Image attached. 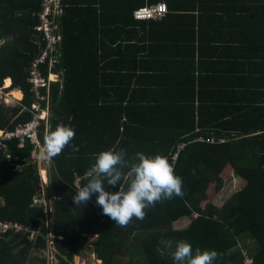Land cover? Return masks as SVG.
<instances>
[{
  "label": "trees",
  "instance_id": "trees-1",
  "mask_svg": "<svg viewBox=\"0 0 264 264\" xmlns=\"http://www.w3.org/2000/svg\"><path fill=\"white\" fill-rule=\"evenodd\" d=\"M160 2L168 6L164 18L133 19L136 9ZM61 4L54 69L62 80L50 83L48 120L37 132L42 144L43 130L70 123L71 143L79 148L74 152L70 145L50 160L56 264H72L81 255L82 234L96 235L94 253L101 264H138L140 258L141 264H174L161 243L168 239L216 250L221 258L215 264H245L247 257L251 264H264V83L260 87V79L251 78L264 74V0ZM40 11L41 0H0V86L11 78V88L21 91V104L28 107L0 104V129L31 117L26 77L44 46L34 30ZM168 60L177 64L176 73L163 72ZM117 142L129 158L140 151L161 153L170 163L184 143L174 163L183 197L156 203L143 220L126 227L102 214L96 194L74 209V179L95 162L94 153ZM31 147L29 141L18 147L11 140L0 150V219L40 235L32 243L23 232L4 233L0 264H44L40 251L48 231L40 222L46 219L42 206L33 204L36 177L31 170L12 173L15 157L25 161ZM229 174L244 185L217 208L211 200ZM105 189L118 191L119 184ZM183 217L190 218L187 227L174 229Z\"/></svg>",
  "mask_w": 264,
  "mask_h": 264
},
{
  "label": "clouds",
  "instance_id": "clouds-1",
  "mask_svg": "<svg viewBox=\"0 0 264 264\" xmlns=\"http://www.w3.org/2000/svg\"><path fill=\"white\" fill-rule=\"evenodd\" d=\"M11 89L14 88L10 85L6 90ZM74 137L73 126L59 122L44 136L41 159L51 160L70 145L74 152H78L79 148L71 143ZM93 156L95 162L72 184L74 209L86 205L96 194V204L102 208V214L113 220L115 225L126 227L133 219L143 220L145 210L155 207L156 203L184 195L182 178L175 174L174 164L161 153L152 155L140 151L129 158L117 142ZM105 184L113 187L119 184V190L107 191ZM34 203L37 204L36 200ZM161 243L169 250L174 264H215L221 258L216 250L193 249L192 244L184 239H168Z\"/></svg>",
  "mask_w": 264,
  "mask_h": 264
},
{
  "label": "built area",
  "instance_id": "built-area-1",
  "mask_svg": "<svg viewBox=\"0 0 264 264\" xmlns=\"http://www.w3.org/2000/svg\"><path fill=\"white\" fill-rule=\"evenodd\" d=\"M167 5L165 3H156L150 6L140 7L133 12V18L138 21L160 20L167 15ZM62 14L61 0H41V11L37 14L39 24L34 27V30L41 33L44 41L40 54L31 61L28 65L26 82L30 86L33 102L29 107L31 117L29 120L18 123L12 129H0V150L4 148L7 141L14 140L18 147L24 146L26 141L32 144L29 151V161L35 163L38 155L43 150V144L40 143L37 136L38 128L41 122L45 123L49 112L48 102L50 99V83L60 82L61 72L55 70V64L59 61V44L60 37L58 35V22ZM22 99H16L11 93L0 86V104L9 107L21 106V111L28 107L21 104ZM184 146L180 142L177 149L171 154V162L174 164L177 158L178 151ZM50 160H44L48 165ZM196 215L194 214V217ZM48 229V234L43 236L44 246L40 251V258L44 260V264L56 263L55 258L57 253L54 249L52 239L54 238ZM12 230L13 234L23 232L27 240L34 242L38 231L33 230L30 226L23 225L19 222L3 221L0 219V238L4 233ZM40 235V234H39ZM245 264H251L252 260L247 257L244 260Z\"/></svg>",
  "mask_w": 264,
  "mask_h": 264
},
{
  "label": "crops",
  "instance_id": "crops-1",
  "mask_svg": "<svg viewBox=\"0 0 264 264\" xmlns=\"http://www.w3.org/2000/svg\"><path fill=\"white\" fill-rule=\"evenodd\" d=\"M162 3H164V2H162ZM235 13H237V11H235ZM3 42L4 41H1L0 43L2 44ZM176 65L177 64H173V61H171V60L166 61L165 65L162 66L163 72L164 73L170 72V74L176 73V70H177V66ZM251 78H252V82H254L257 78L260 79V87H262V83H264V74L263 75H255L254 74L253 76H251ZM7 80H10V83H9L8 86H6ZM61 80H62V74L60 76V84H61ZM11 82H12L11 78L5 79L3 81V87L7 89L11 85ZM132 88H133V86L131 85L130 89H132ZM9 92L11 93V95H13V93H17L18 92L22 96L21 91H18L15 88L11 89ZM21 96L19 98H16V99H22L23 96L22 97ZM48 112H49V109H48ZM47 120L48 119L45 120L44 124H46ZM46 131H47L46 129L43 130V140H44V136L47 134ZM15 161L16 162L14 163L13 168H12V173L13 174L22 173V172H25V171L27 172V171L31 170L32 171L31 173L33 175H35V177H36V180H35V182H36V192H39V194H38L37 197H34V201L36 200V203L38 205L42 206L43 214L46 217L45 221L40 218V222L45 224L46 229L47 228H51V226L48 225V223H46V222L52 223L50 214H52V211H53L52 201L54 200V197H52L50 195V182H49V178H50V170L49 169H50V166H51L50 161H49V165L45 164L44 159H41L40 155H38L37 161L35 163L30 162L29 159H25V161H20V159H18L17 157H15ZM41 174H43V177L41 176ZM239 179L241 181L240 186L242 187L244 185V181L241 178H239ZM34 201H33V204H34ZM47 204H50V206H51V210L50 211H47L46 207L44 206V205H47ZM183 218L185 219L186 217H183ZM82 235L85 238V242H84V246H83L82 251L86 250V249H89V251H87L89 253L86 254L85 252L84 253L81 252L80 256H77V257H75L73 259L72 264H83V260L87 261L86 258L89 257V254H93L94 253V245H95L96 235H94V236H91V235H88V234H82ZM95 262L97 264L98 263L101 264V262L98 261L96 257L94 259V263ZM54 264H56V263H54Z\"/></svg>",
  "mask_w": 264,
  "mask_h": 264
},
{
  "label": "rangeland",
  "instance_id": "rangeland-1",
  "mask_svg": "<svg viewBox=\"0 0 264 264\" xmlns=\"http://www.w3.org/2000/svg\"><path fill=\"white\" fill-rule=\"evenodd\" d=\"M48 165H49V163H48ZM41 176L43 177V174H41ZM240 183H241V181L237 176H235L233 174H229V176L227 177L223 186L213 196V198L211 200V204L216 206L217 208H219L232 193L236 192L238 189L241 188ZM204 204H205V202H202L201 205L204 206ZM44 206L46 207L47 211L51 210L50 204H47ZM189 221H190V218H185V219L182 218L173 224V228L174 229H183V228L187 227ZM46 223H48V225H50V222H46ZM56 239H60V238L57 237ZM245 241H247V243L252 245V246L257 245V243L255 241L248 240V239H245ZM52 242L54 244V239H52ZM87 251H89V249L83 250L82 252L83 253L85 252L86 254H88L89 252H87ZM135 253H137V252H135ZM95 257H96L95 253L89 254V257L86 258L87 261L83 260V264H97L96 262L94 263ZM138 260L139 259L136 258V261H138ZM141 260H142V258H140V261L138 264H141Z\"/></svg>",
  "mask_w": 264,
  "mask_h": 264
},
{
  "label": "bare ground",
  "instance_id": "bare-ground-1",
  "mask_svg": "<svg viewBox=\"0 0 264 264\" xmlns=\"http://www.w3.org/2000/svg\"><path fill=\"white\" fill-rule=\"evenodd\" d=\"M9 83H10V80H7V82H6V86H8ZM13 96H14L15 98H19L21 95L17 92V93H13ZM21 97H22V96H21Z\"/></svg>",
  "mask_w": 264,
  "mask_h": 264
}]
</instances>
